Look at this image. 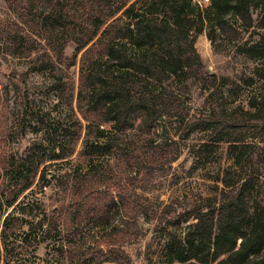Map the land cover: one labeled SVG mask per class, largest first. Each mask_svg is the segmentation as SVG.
Masks as SVG:
<instances>
[{"label": "trees", "instance_id": "obj_1", "mask_svg": "<svg viewBox=\"0 0 264 264\" xmlns=\"http://www.w3.org/2000/svg\"><path fill=\"white\" fill-rule=\"evenodd\" d=\"M76 1L79 5L70 10L63 0H8L25 30L21 37L20 27L6 26L5 39L13 55L31 57L34 46L28 40L38 38L62 68H73L82 56L78 86L73 79L65 81V76L54 83L72 124L65 128L59 123L55 129L59 139H53L55 146L49 154L39 156L37 143L22 155L0 152V263L2 245L8 252L7 241L28 221L24 212L17 216L19 200L34 186L41 191L58 187L59 182H53L57 174L46 163L70 161L81 143L79 157L86 161L78 168L81 176L90 177L95 160L114 153L131 173L116 197L105 186L81 182L68 209L52 211L56 218L65 213L68 222L89 218L99 233L87 244L77 241L67 259L71 264H132L123 247L141 237L138 218L151 211L149 201L137 190L148 189L158 165L172 164L179 157L176 142L158 143L159 128L165 121L189 118L184 97L193 83H201L215 89L209 94L213 108L207 120L190 124L189 133L211 131L217 143H230L233 165L225 171L219 196L200 200L193 210L195 223L184 241L168 246L171 262L264 264V38L253 44L242 42L243 33L255 24L252 9L261 10L257 26L264 28V0H213L205 10L195 0ZM231 15L241 22V30L232 24ZM208 29L215 50L218 31L236 43L237 56L258 63L244 83L250 87L258 81L263 88L249 98L250 110H239L258 133L254 142L237 134L225 104L213 100L223 94L228 80L207 69L195 46L196 36ZM70 44L75 45L72 57L65 54ZM6 125L0 117V143L13 131ZM117 138L120 144L115 143ZM117 213H122L120 225H115ZM46 223L47 219H34L36 232H41L35 245L51 241L56 247L62 229L48 224L44 230ZM66 227L73 233L72 225Z\"/></svg>", "mask_w": 264, "mask_h": 264}, {"label": "rangeland", "instance_id": "obj_2", "mask_svg": "<svg viewBox=\"0 0 264 264\" xmlns=\"http://www.w3.org/2000/svg\"><path fill=\"white\" fill-rule=\"evenodd\" d=\"M63 1L70 10L79 5L76 0ZM208 6L203 5L201 8L205 10ZM252 11L255 24L252 29L243 33L242 42L253 44L264 38V28L257 26L261 19V10ZM230 20L241 30V22L238 19L231 15ZM10 24L16 29L20 27L21 37L24 36V28L11 10L8 0H0V117L4 118L9 129L13 128V131L7 132L6 140L1 139L0 152L22 155L27 148L37 143L36 147L41 150L39 156H43L42 154H49L54 148L53 139H56V142L59 139L55 134L59 123L65 128L72 124V115L66 106L60 104L54 83L59 77L65 76V81L73 79L78 86L82 55L73 68H62L54 60L46 43L38 38L28 40V44L34 46L31 57L13 55V49L5 39L6 26ZM208 31L209 29L196 36L197 51L211 73L228 80L227 85L223 87V94H216L213 100L225 104L231 117L229 121L237 125V134L247 138V142H254L258 133L250 127L246 119L242 118V112L239 110L241 108L245 111L250 110L249 98L258 93L259 88H263L258 81L256 85L250 87L244 83L245 78L254 75L258 63L237 56L236 43L228 41L219 35L218 31L215 34L218 49L215 50L207 36ZM74 52L75 45L70 44L65 54L72 57ZM214 90L204 84L193 83L189 93L184 97V107L189 111V118L184 122L165 121L159 128L158 143L166 139L173 140L176 142L179 157L172 164L158 165L153 171L148 189L137 190L140 196L149 201L151 211L148 215H141L138 218L141 237L123 247L132 264H192L171 262L172 255L168 246L177 240L184 241L195 223L191 217L193 210L198 208L200 200L217 194L219 196L223 188L221 182L225 171L233 165V159L229 154L230 143H217L216 135L211 131L189 133L190 124L202 119L207 120V116L210 115L213 105L209 94ZM115 143L120 144L121 140L117 138ZM81 149L80 143L70 161L58 162L57 165H53L55 162L46 163L52 164L50 172L57 174V180L53 182H59L58 187L53 190L49 186L41 191L34 186L19 200L17 216H22L24 212L28 221L24 222L20 231L7 241L8 252L5 250V244L2 245L4 248L0 264H71L66 256L69 248L77 241L87 244L98 236V230L92 228L89 218L68 222L65 213L56 218L53 217L52 211L56 209L60 213L63 206L68 209L67 206L75 198L74 192L81 182H90V185L98 187L105 186L106 191L109 190L114 197L118 196L120 184L123 185L131 171H126L127 166L122 162V158L114 153L113 156L95 160L94 173L90 177L81 176L78 168L86 162L79 157ZM131 177L136 176L133 174ZM12 211L13 208L8 210V213ZM36 217L47 219L44 230L48 228V224L62 229L56 247L50 244L51 241L35 245L41 233L36 232L33 226ZM121 223L122 213H117L115 225ZM67 225L69 227L72 225L73 233L67 231ZM2 230L3 221L0 223V242ZM16 237V243L13 244ZM24 237L27 239L25 243L22 241Z\"/></svg>", "mask_w": 264, "mask_h": 264}, {"label": "built area", "instance_id": "obj_3", "mask_svg": "<svg viewBox=\"0 0 264 264\" xmlns=\"http://www.w3.org/2000/svg\"><path fill=\"white\" fill-rule=\"evenodd\" d=\"M195 1L198 2V4H200L201 6L210 5L213 2V0H200V1L195 0Z\"/></svg>", "mask_w": 264, "mask_h": 264}]
</instances>
